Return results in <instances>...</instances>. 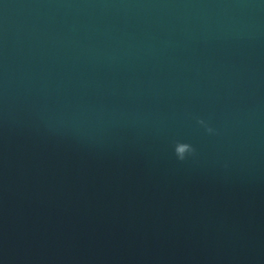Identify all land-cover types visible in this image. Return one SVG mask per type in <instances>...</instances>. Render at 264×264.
<instances>
[{
	"label": "water",
	"instance_id": "water-1",
	"mask_svg": "<svg viewBox=\"0 0 264 264\" xmlns=\"http://www.w3.org/2000/svg\"><path fill=\"white\" fill-rule=\"evenodd\" d=\"M0 264H264V0H0Z\"/></svg>",
	"mask_w": 264,
	"mask_h": 264
},
{
	"label": "clouds",
	"instance_id": "clouds-1",
	"mask_svg": "<svg viewBox=\"0 0 264 264\" xmlns=\"http://www.w3.org/2000/svg\"><path fill=\"white\" fill-rule=\"evenodd\" d=\"M198 123L204 126L207 132L212 133L214 131L211 127H208L205 121L199 120ZM194 153H195V149L190 143L181 142V141H177L174 143V155L177 158V160L184 161Z\"/></svg>",
	"mask_w": 264,
	"mask_h": 264
}]
</instances>
